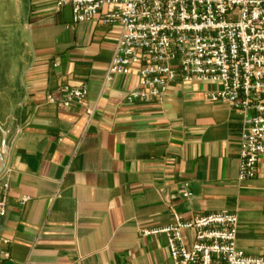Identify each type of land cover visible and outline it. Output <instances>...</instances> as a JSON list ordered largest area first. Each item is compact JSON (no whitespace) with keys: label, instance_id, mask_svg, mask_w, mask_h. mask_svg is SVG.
Returning <instances> with one entry per match:
<instances>
[{"label":"crops","instance_id":"obj_1","mask_svg":"<svg viewBox=\"0 0 264 264\" xmlns=\"http://www.w3.org/2000/svg\"><path fill=\"white\" fill-rule=\"evenodd\" d=\"M106 12L75 24L56 0H0V53L15 45L18 54L17 77L6 73L0 86L11 108L0 109L9 118L0 121V176L11 170L0 217L10 259L1 264H173L166 236L144 232L174 214L221 211L238 215L237 249L264 256V156L257 177L239 182L243 115L207 100L219 89L210 84L127 103L138 70L105 81L120 35L101 23ZM63 87H86L87 98L66 109ZM185 184L190 200L179 193ZM187 237L192 244L194 232Z\"/></svg>","mask_w":264,"mask_h":264},{"label":"built area","instance_id":"obj_2","mask_svg":"<svg viewBox=\"0 0 264 264\" xmlns=\"http://www.w3.org/2000/svg\"><path fill=\"white\" fill-rule=\"evenodd\" d=\"M66 7L75 24L91 22L107 8L101 23L118 27L120 35L105 81L138 70V85L127 103L161 102L176 84L218 86L205 98L244 117L239 182L257 177L264 156V0H56L57 11ZM59 94L69 109L83 102L88 90L63 87ZM55 102L47 97V103ZM87 115L90 120L94 110ZM10 173L7 169L0 176V217L7 214ZM179 193L192 198L187 184ZM29 200L23 197L21 204ZM238 228V215L229 211L191 220L174 214L173 224L144 235H165L173 264H264V256L237 249ZM191 231L194 242L189 244ZM9 259L10 252L0 249V264Z\"/></svg>","mask_w":264,"mask_h":264},{"label":"rangeland","instance_id":"obj_3","mask_svg":"<svg viewBox=\"0 0 264 264\" xmlns=\"http://www.w3.org/2000/svg\"><path fill=\"white\" fill-rule=\"evenodd\" d=\"M2 39V38H0ZM17 46H13L12 47V50H10V53H6V54H2L0 53V86H1V79L4 78V75L7 73L9 75V78H16L17 77V60H18V54H17ZM4 59H8L9 63H10V67L9 69H3L1 68V62L2 60ZM0 109H3L4 113H10V110L11 108L9 106H2V104L0 103ZM3 111H0V112H3ZM7 119V120H6ZM9 118H5V117H2L0 115V121L1 123H5V122H9L8 121ZM3 121V122H2ZM5 128V127H3ZM15 130V129H14ZM14 130L12 129V131H10V137L12 136Z\"/></svg>","mask_w":264,"mask_h":264}]
</instances>
